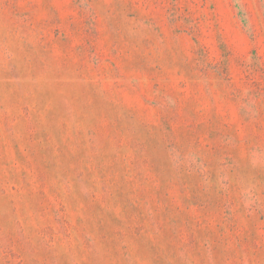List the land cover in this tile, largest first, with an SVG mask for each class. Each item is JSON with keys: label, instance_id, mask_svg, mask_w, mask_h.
<instances>
[{"label": "rangeland", "instance_id": "374dc122", "mask_svg": "<svg viewBox=\"0 0 264 264\" xmlns=\"http://www.w3.org/2000/svg\"><path fill=\"white\" fill-rule=\"evenodd\" d=\"M0 264H264V0H0Z\"/></svg>", "mask_w": 264, "mask_h": 264}]
</instances>
